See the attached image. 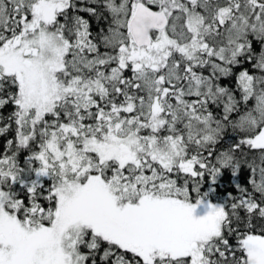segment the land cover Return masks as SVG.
<instances>
[{"label": "snow or ice", "instance_id": "snow-or-ice-1", "mask_svg": "<svg viewBox=\"0 0 264 264\" xmlns=\"http://www.w3.org/2000/svg\"><path fill=\"white\" fill-rule=\"evenodd\" d=\"M0 264H264V0H0Z\"/></svg>", "mask_w": 264, "mask_h": 264}, {"label": "trees", "instance_id": "trees-1", "mask_svg": "<svg viewBox=\"0 0 264 264\" xmlns=\"http://www.w3.org/2000/svg\"><path fill=\"white\" fill-rule=\"evenodd\" d=\"M224 83H229V82L228 81H224ZM230 86L235 87V81L230 82ZM225 179H227V177Z\"/></svg>", "mask_w": 264, "mask_h": 264}]
</instances>
